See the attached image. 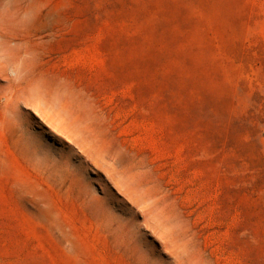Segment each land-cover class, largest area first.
Instances as JSON below:
<instances>
[{
	"label": "rangeland",
	"instance_id": "1",
	"mask_svg": "<svg viewBox=\"0 0 264 264\" xmlns=\"http://www.w3.org/2000/svg\"><path fill=\"white\" fill-rule=\"evenodd\" d=\"M0 264H264V0H0Z\"/></svg>",
	"mask_w": 264,
	"mask_h": 264
},
{
	"label": "bare ground",
	"instance_id": "2",
	"mask_svg": "<svg viewBox=\"0 0 264 264\" xmlns=\"http://www.w3.org/2000/svg\"><path fill=\"white\" fill-rule=\"evenodd\" d=\"M47 107V106H46ZM34 108V107H33ZM55 112V111H54ZM41 115H42V118H44L46 121L48 122H51L53 121L56 117L55 114H50V113H47L46 111H40ZM30 115V114H29ZM33 115V114H32ZM34 120V118H33ZM32 140V139H31ZM30 141V140H29ZM31 143V142H30ZM37 144V143H36ZM39 144V142H38ZM36 147V146H35Z\"/></svg>",
	"mask_w": 264,
	"mask_h": 264
}]
</instances>
